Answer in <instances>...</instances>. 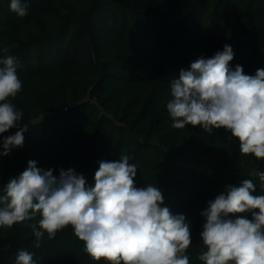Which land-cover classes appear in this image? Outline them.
I'll use <instances>...</instances> for the list:
<instances>
[{
	"label": "trees",
	"instance_id": "1",
	"mask_svg": "<svg viewBox=\"0 0 264 264\" xmlns=\"http://www.w3.org/2000/svg\"><path fill=\"white\" fill-rule=\"evenodd\" d=\"M18 17L0 0L2 49L17 58L22 90L9 98L23 112V147L0 156V194L9 179L36 161L42 170L72 168L89 186L100 161L129 155L135 185L158 187L164 205L190 224V264H203L201 212L226 186L245 179L264 195V160L239 151L224 129H175L167 110L171 80L230 45L229 67L254 75L264 68V0H26ZM12 128L3 137L14 135ZM3 151L0 145V152ZM251 219V215L248 214ZM39 216L0 228V264H16L19 251L36 264H110L93 260L71 226L40 247L31 225Z\"/></svg>",
	"mask_w": 264,
	"mask_h": 264
},
{
	"label": "clouds",
	"instance_id": "2",
	"mask_svg": "<svg viewBox=\"0 0 264 264\" xmlns=\"http://www.w3.org/2000/svg\"><path fill=\"white\" fill-rule=\"evenodd\" d=\"M10 10L18 17L28 15L26 0H10ZM0 57V134L18 128L0 141L3 151L23 147L28 126H18L23 112L9 102L22 90L17 74V58ZM230 45L210 58H198L190 70L181 69L171 80L167 110L172 127L199 126L211 134L224 129L239 141L241 155L264 160V68L254 75L237 65ZM137 167L129 155L114 161H100L89 186L74 169L53 170L28 161L27 168L9 179L0 194V228L39 216L31 228L40 247L45 232L49 239L71 226L83 242V251L93 260L110 264H190L186 254L192 244L190 224L182 214L174 215L164 205L162 191L152 185L137 187ZM264 190V172L259 173ZM251 179L239 186H226L208 201L201 212L205 222L200 237L206 250L198 255L203 264H264V195H254ZM251 215V219L248 218ZM16 264H36L33 254L19 251Z\"/></svg>",
	"mask_w": 264,
	"mask_h": 264
}]
</instances>
